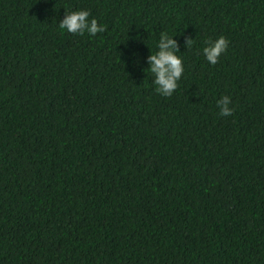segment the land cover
Returning a JSON list of instances; mask_svg holds the SVG:
<instances>
[{
	"label": "trees",
	"instance_id": "16d2710c",
	"mask_svg": "<svg viewBox=\"0 0 264 264\" xmlns=\"http://www.w3.org/2000/svg\"><path fill=\"white\" fill-rule=\"evenodd\" d=\"M0 264H264V0H0Z\"/></svg>",
	"mask_w": 264,
	"mask_h": 264
},
{
	"label": "clouds",
	"instance_id": "9594fccd",
	"mask_svg": "<svg viewBox=\"0 0 264 264\" xmlns=\"http://www.w3.org/2000/svg\"><path fill=\"white\" fill-rule=\"evenodd\" d=\"M59 27L73 35H84L85 33L95 36L97 33L105 31L103 24H98L95 18H91L88 10L70 11L59 21ZM167 33H162L156 45L155 54H149L147 64L152 76L155 90L161 96L170 97L178 88V81L184 73V64L182 58L177 55L180 47L176 39ZM194 38L185 37L184 46L191 47ZM229 41L224 36H218L215 40L206 41L203 48V55L211 65L218 63L222 54L227 52ZM231 98L222 96L217 101L219 114L222 116H231L233 109L230 107Z\"/></svg>",
	"mask_w": 264,
	"mask_h": 264
}]
</instances>
